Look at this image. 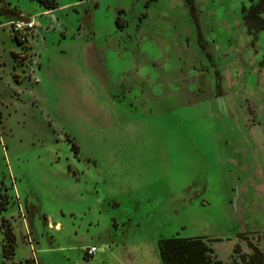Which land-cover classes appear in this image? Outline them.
Wrapping results in <instances>:
<instances>
[{"label": "rangeland", "instance_id": "rangeland-1", "mask_svg": "<svg viewBox=\"0 0 264 264\" xmlns=\"http://www.w3.org/2000/svg\"><path fill=\"white\" fill-rule=\"evenodd\" d=\"M188 1L0 0V264L264 250V28L248 0Z\"/></svg>", "mask_w": 264, "mask_h": 264}, {"label": "trees", "instance_id": "trees-1", "mask_svg": "<svg viewBox=\"0 0 264 264\" xmlns=\"http://www.w3.org/2000/svg\"><path fill=\"white\" fill-rule=\"evenodd\" d=\"M248 8L243 7V21L249 28H264V19L261 13H264V0H248ZM51 4V5H50ZM48 8L55 5L50 3ZM190 9L193 8L191 0L188 1ZM117 25L119 17L116 18ZM199 31L198 24L196 25ZM200 32V31H199ZM201 36L199 35V38ZM71 148L77 151V145L72 142ZM11 239L9 240V242ZM251 251L249 253L240 252L238 246L233 250L230 262L225 263L216 258L212 247L201 237H163L158 240L159 256L162 264H264V250L249 242ZM6 247L1 244V255L3 264L5 262ZM10 254V253H8ZM12 254V253H11ZM89 256V255H88Z\"/></svg>", "mask_w": 264, "mask_h": 264}, {"label": "built area", "instance_id": "built-area-1", "mask_svg": "<svg viewBox=\"0 0 264 264\" xmlns=\"http://www.w3.org/2000/svg\"><path fill=\"white\" fill-rule=\"evenodd\" d=\"M48 13V11H45ZM10 33L18 40L19 42H24L27 39L29 34H32L35 31V28L38 27V22L35 20V17L32 15L19 16L17 18L11 19L8 22ZM99 248L95 245H90L84 249L86 255H92Z\"/></svg>", "mask_w": 264, "mask_h": 264}, {"label": "crops", "instance_id": "crops-1", "mask_svg": "<svg viewBox=\"0 0 264 264\" xmlns=\"http://www.w3.org/2000/svg\"><path fill=\"white\" fill-rule=\"evenodd\" d=\"M46 11V9H42L40 12H45ZM46 14H48V13H46ZM9 20H11V18H9V19H7V20H5L3 23H7Z\"/></svg>", "mask_w": 264, "mask_h": 264}]
</instances>
